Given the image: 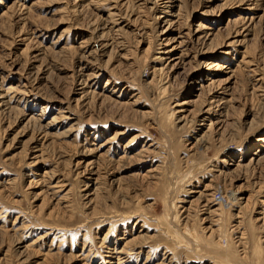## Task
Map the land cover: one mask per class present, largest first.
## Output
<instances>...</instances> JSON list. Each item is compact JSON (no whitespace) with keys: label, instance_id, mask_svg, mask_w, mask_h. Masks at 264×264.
<instances>
[{"label":"rangeland","instance_id":"374dc122","mask_svg":"<svg viewBox=\"0 0 264 264\" xmlns=\"http://www.w3.org/2000/svg\"><path fill=\"white\" fill-rule=\"evenodd\" d=\"M0 264H264V0H0Z\"/></svg>","mask_w":264,"mask_h":264},{"label":"built area","instance_id":"2783aa9c","mask_svg":"<svg viewBox=\"0 0 264 264\" xmlns=\"http://www.w3.org/2000/svg\"><path fill=\"white\" fill-rule=\"evenodd\" d=\"M216 196H217V198L219 197V196H218V193L216 194Z\"/></svg>","mask_w":264,"mask_h":264},{"label":"bare ground","instance_id":"6f19581e","mask_svg":"<svg viewBox=\"0 0 264 264\" xmlns=\"http://www.w3.org/2000/svg\"><path fill=\"white\" fill-rule=\"evenodd\" d=\"M254 155H256V153Z\"/></svg>","mask_w":264,"mask_h":264}]
</instances>
